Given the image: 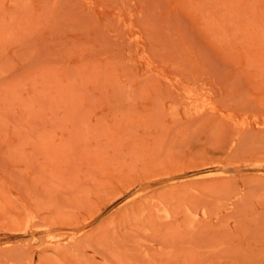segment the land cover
Returning <instances> with one entry per match:
<instances>
[{"label": "rangeland", "instance_id": "rangeland-1", "mask_svg": "<svg viewBox=\"0 0 264 264\" xmlns=\"http://www.w3.org/2000/svg\"><path fill=\"white\" fill-rule=\"evenodd\" d=\"M0 264H264V0H0Z\"/></svg>", "mask_w": 264, "mask_h": 264}]
</instances>
